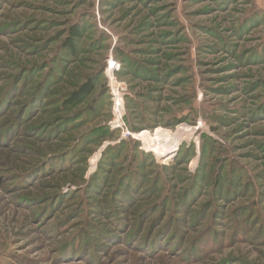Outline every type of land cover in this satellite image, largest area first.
<instances>
[{
	"label": "rangeland",
	"instance_id": "obj_1",
	"mask_svg": "<svg viewBox=\"0 0 264 264\" xmlns=\"http://www.w3.org/2000/svg\"><path fill=\"white\" fill-rule=\"evenodd\" d=\"M78 71L92 108L50 92ZM18 82L40 93L0 113V264H264V0H0V102Z\"/></svg>",
	"mask_w": 264,
	"mask_h": 264
},
{
	"label": "trees",
	"instance_id": "obj_2",
	"mask_svg": "<svg viewBox=\"0 0 264 264\" xmlns=\"http://www.w3.org/2000/svg\"><path fill=\"white\" fill-rule=\"evenodd\" d=\"M81 30H82V26L79 27V26L74 25L70 28V32H69L70 35L64 41V45L62 47V50L67 49L68 53L72 54L73 56L78 54L79 50H78L77 40L81 36ZM78 73L81 76H83L81 79L84 78V80H85L84 82H81V84L79 82H70L68 84L67 83L66 84L61 83L62 84L61 87L54 88L50 92L55 93L57 91L62 92V91L66 90L67 92H65V94L68 96V98L65 100V104L67 106L71 107V109L78 107L79 104H83L84 101H91L88 106L90 108H92V107H94L93 102L95 101L94 98L91 99V97L93 96V94L95 92L94 78H93L92 74H89V73H82L80 71H78ZM78 73H77V75H78ZM20 80H22V78ZM14 82H15V80H14ZM24 86H25L24 84H22L21 82L20 83L18 82L12 88H10V90H8V91H10L9 96L8 97L5 96L4 99H2V102H0V103L5 102L4 108H6V109H1V106H0V109L2 110V111L0 110L1 114L4 113L8 109V107L11 106V103H12L11 99H13V98H15L16 102H18V100H19L18 97H21V96H22L21 98L24 100L25 99L27 100V98H30L31 100L29 102V107L31 106L32 103L34 104L37 101L36 95H37V93H40V91L38 90V92L34 93V95L32 96L31 91H29L27 88L24 91ZM0 90H1V88H0ZM0 98H2L1 95H0ZM9 101H10V103H9ZM23 101H22V104L24 103ZM25 109L23 111H26ZM74 111L78 112L79 110L78 111L74 110ZM23 113H25V112H23ZM22 115H24V114H22ZM13 116H15L14 113L12 114V117ZM43 119H46V118H43ZM42 123L43 122L40 120L37 125H41ZM25 129H27V128H25ZM133 129L136 131L138 128H133ZM16 132H17L16 130L13 131V133H16ZM103 132L108 135L109 130L103 129ZM61 147H62V145L60 144V142H58L56 144L52 143V144L46 146V148H45V146L41 149L36 148V151L38 154H35L36 156L35 155L33 156L36 159L35 158L32 159L33 158L32 157L31 160H26V162H24V164L16 165L15 168L17 170H16V172L13 173L12 177L16 178V179H18L19 177H22V178L24 177V179H28L30 181L31 178L35 177V175H36L35 172L44 170L45 165H46L45 163L47 161H49L50 159H52L53 158L52 156H55L59 151L63 150V148L61 149ZM34 150H35V148H34ZM59 155H61V154H59ZM61 156H62V159L65 160V157H63V155H61ZM68 179L69 178L61 176V175L58 177H54V180L56 181L55 185L60 187L61 186L60 184H62L64 182H69Z\"/></svg>",
	"mask_w": 264,
	"mask_h": 264
},
{
	"label": "bare ground",
	"instance_id": "obj_3",
	"mask_svg": "<svg viewBox=\"0 0 264 264\" xmlns=\"http://www.w3.org/2000/svg\"><path fill=\"white\" fill-rule=\"evenodd\" d=\"M162 132H166L163 128H160L158 129L157 133L155 134V139H159V137H161V135H165V134H162ZM164 140V139H162Z\"/></svg>",
	"mask_w": 264,
	"mask_h": 264
}]
</instances>
